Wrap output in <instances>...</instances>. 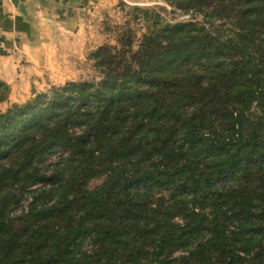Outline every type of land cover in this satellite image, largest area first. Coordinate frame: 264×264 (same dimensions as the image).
I'll use <instances>...</instances> for the list:
<instances>
[{"label": "trees", "instance_id": "obj_1", "mask_svg": "<svg viewBox=\"0 0 264 264\" xmlns=\"http://www.w3.org/2000/svg\"><path fill=\"white\" fill-rule=\"evenodd\" d=\"M165 1L203 21L0 112V264H264V0Z\"/></svg>", "mask_w": 264, "mask_h": 264}, {"label": "rangeland", "instance_id": "obj_2", "mask_svg": "<svg viewBox=\"0 0 264 264\" xmlns=\"http://www.w3.org/2000/svg\"><path fill=\"white\" fill-rule=\"evenodd\" d=\"M64 5V10H77L76 24L56 34L38 57L12 56L0 44V81L9 86L6 99L0 101L1 113L39 98L48 101L54 88L71 82L99 83L102 76L93 54L101 47L118 46L117 39L124 32L135 38L136 45L142 34L159 24L203 21L192 10H181L165 0H78ZM136 7L148 9V18ZM61 153L48 156L43 163L49 164ZM26 204L27 200L22 201L14 212L19 213Z\"/></svg>", "mask_w": 264, "mask_h": 264}, {"label": "crops", "instance_id": "obj_3", "mask_svg": "<svg viewBox=\"0 0 264 264\" xmlns=\"http://www.w3.org/2000/svg\"><path fill=\"white\" fill-rule=\"evenodd\" d=\"M75 1L78 0H0L2 49L12 56L38 57L40 49L56 34L76 24L77 10H64V4Z\"/></svg>", "mask_w": 264, "mask_h": 264}]
</instances>
